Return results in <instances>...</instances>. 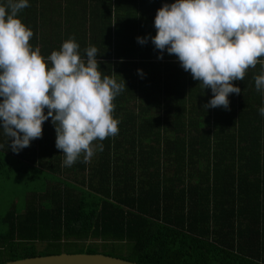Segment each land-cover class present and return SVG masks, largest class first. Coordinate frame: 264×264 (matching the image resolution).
Here are the masks:
<instances>
[{
	"label": "trees",
	"instance_id": "1",
	"mask_svg": "<svg viewBox=\"0 0 264 264\" xmlns=\"http://www.w3.org/2000/svg\"><path fill=\"white\" fill-rule=\"evenodd\" d=\"M172 2L29 0L19 13L42 56L74 37L82 57L95 46L102 74L127 86L113 101L118 134L70 167L51 118L18 153L0 129V173L28 188L41 176L24 204L0 214V263L66 252L137 264H264V94L254 80L264 58L233 81L241 92L229 95L228 109L205 108L211 89L151 42L157 9Z\"/></svg>",
	"mask_w": 264,
	"mask_h": 264
},
{
	"label": "clouds",
	"instance_id": "2",
	"mask_svg": "<svg viewBox=\"0 0 264 264\" xmlns=\"http://www.w3.org/2000/svg\"><path fill=\"white\" fill-rule=\"evenodd\" d=\"M27 7L29 0H0V129L18 153L42 136L51 118L55 146L70 167L103 150L94 142L118 134L113 101L127 85L102 74L95 46L82 57L74 37L47 57L33 49V31L19 16ZM154 27L155 49L174 55L193 80L211 89L205 108L228 109L229 95L241 92L233 81L264 58V0H173L157 9ZM147 41L137 37L142 45ZM254 80L264 94V64Z\"/></svg>",
	"mask_w": 264,
	"mask_h": 264
},
{
	"label": "water",
	"instance_id": "3",
	"mask_svg": "<svg viewBox=\"0 0 264 264\" xmlns=\"http://www.w3.org/2000/svg\"><path fill=\"white\" fill-rule=\"evenodd\" d=\"M0 264H137L121 258L104 255L101 253H66L45 256H33L23 259L11 260Z\"/></svg>",
	"mask_w": 264,
	"mask_h": 264
},
{
	"label": "rangeland",
	"instance_id": "4",
	"mask_svg": "<svg viewBox=\"0 0 264 264\" xmlns=\"http://www.w3.org/2000/svg\"><path fill=\"white\" fill-rule=\"evenodd\" d=\"M8 172L10 173L11 169H8ZM17 173H14V175L16 174L17 176ZM40 177L41 176H38L36 178V181H32V183L35 185L36 190L40 188L39 187L41 183ZM26 179L25 181H27ZM32 183L30 185L31 187L28 188L26 183L24 184L23 182H17L15 178L14 179L11 178L9 180L4 173H0V214H4L5 210L11 206L20 207L22 204H24L26 193L31 191L30 189L33 187ZM10 186L12 191L10 190ZM97 244H101V243L98 242ZM37 248L41 250L43 248V245L37 244Z\"/></svg>",
	"mask_w": 264,
	"mask_h": 264
}]
</instances>
